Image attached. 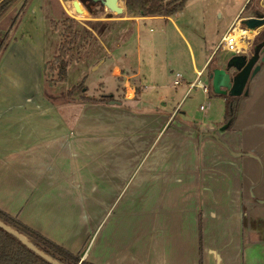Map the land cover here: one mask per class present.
<instances>
[{
  "label": "crops",
  "instance_id": "1",
  "mask_svg": "<svg viewBox=\"0 0 264 264\" xmlns=\"http://www.w3.org/2000/svg\"><path fill=\"white\" fill-rule=\"evenodd\" d=\"M242 10L210 55L205 44L198 53L184 44L189 66L183 49L162 44L159 60L156 44H149L143 59L138 43L141 23L164 22L180 34L177 14L128 18L132 37L100 65L112 62L107 70L125 87V101L62 105L44 90L56 45L32 44L37 40L24 14L21 36L0 57V211L91 264L264 260V228L260 234L251 228L258 206L264 211V62L248 81V94L234 98L231 127L228 96L213 94L207 74ZM175 73L179 85H173ZM204 74L208 84L200 80ZM132 80L138 89L128 85ZM146 80H170L174 91L167 98L170 91L157 85L147 102ZM101 87L113 99L122 95ZM193 90L206 106L215 102L214 116L212 109L195 120L184 110L181 102Z\"/></svg>",
  "mask_w": 264,
  "mask_h": 264
},
{
  "label": "rangeland",
  "instance_id": "2",
  "mask_svg": "<svg viewBox=\"0 0 264 264\" xmlns=\"http://www.w3.org/2000/svg\"><path fill=\"white\" fill-rule=\"evenodd\" d=\"M245 1L188 0L183 10L176 13L177 15L174 18L180 34L174 30L172 25L165 24L164 22L141 23L139 27L140 40L138 43L141 44L143 59L148 58L149 44H156V50L159 51V60H162V49L160 48L162 44H168L169 46L165 47L169 49L173 48L172 51L178 48L183 49L186 56L185 59L183 58V62L186 66H189V57L184 44H190L196 53L201 51V48L202 52H204L205 44L207 55H210L218 43V37L234 16L237 13L240 14L242 9V11L245 10L243 8L244 5L249 4V10L243 12L245 16L247 14L249 16L264 15V0H247V3L244 4ZM71 2L72 0H16L0 20V57L2 51L5 49L4 46L6 47L14 38L19 39L21 36L23 31L20 30L23 29V25L19 21L23 18L24 14H28L26 22L29 19V22L32 23L29 35L32 33L33 39L37 40L32 44H50L52 47L56 45L57 52L54 56L56 57L59 54L61 44L68 43L69 38L63 35V33L64 27H67L65 21L70 18L75 21L73 29L76 33V38L72 44L68 43L70 45L68 47L69 51H67L65 56V60L69 63L66 79L65 81H58L56 71L51 72L49 70L50 65H45L44 90L46 97L51 100V103L56 105H62L63 103H84L83 100H80L78 93L71 92V88L85 78L86 96L89 99L98 100L101 96L105 95L101 87L105 86L108 91L114 93L122 92V95H118L116 99L112 100L125 101L123 99L125 87L122 82L108 73L107 65H111L112 62L106 60L105 64L100 67L101 63L110 56L117 46L125 44L130 40L135 31L134 24L132 21H129L132 19H128L133 17L127 14L124 0H118L119 6L124 9L121 15H117L101 7H95L92 12L86 11L84 15H77L71 6ZM239 25L245 29L241 22ZM254 31V35L250 37L245 46L244 54L247 56L252 54V48L255 46L254 43H257L259 39L264 37V26ZM43 35L46 42L42 38ZM28 38L26 37L24 40H28ZM40 39L42 40L41 42ZM24 40H21L17 44H26ZM130 44H135V41H131ZM27 52L31 53V51ZM117 53L119 52L117 51ZM54 57L47 63L52 62ZM169 58L172 59L173 54L169 55ZM222 58L223 53L217 52L214 55L207 68V74H210L211 70L215 68V64L220 63L223 65L221 67H225V64L220 62ZM175 74L174 78H176ZM200 80L204 84H208L205 74ZM128 85L131 88L138 89L135 80L129 81ZM157 85L158 89L163 86L166 88L164 91H170L166 94L167 98L174 91L170 87V80H146L142 82V98L148 99L149 101L147 102L152 101L156 95V90H158ZM215 96L217 97V95ZM182 103L184 110L187 109L190 117L195 120L201 119L207 111L216 109L215 102L211 103L210 101L209 105L206 106L201 96L194 90L184 98ZM129 104H134V102H129ZM200 106L202 107L201 109ZM216 112V110L213 111L212 116ZM218 118L212 121L214 122ZM251 228L259 234L264 228V211H261L259 206ZM256 264H264V260L259 259L258 256Z\"/></svg>",
  "mask_w": 264,
  "mask_h": 264
},
{
  "label": "trees",
  "instance_id": "3",
  "mask_svg": "<svg viewBox=\"0 0 264 264\" xmlns=\"http://www.w3.org/2000/svg\"><path fill=\"white\" fill-rule=\"evenodd\" d=\"M188 0H124L126 12L130 17H152L166 16L170 17L183 10ZM16 0L0 1V18L13 6ZM249 10V4L245 6L244 11ZM74 20L68 18L65 21L67 27H64L63 35H66L68 43H73L76 33L73 29ZM61 44L59 54L54 57L53 61L47 63L50 65L51 72L56 71L58 81H65L68 68V61L65 60L69 44ZM5 48V46H4ZM50 80V79H49ZM87 88L85 86V78L79 84L71 88V92L78 93L80 100L84 103L108 102L113 99L110 94H105L98 100L89 99L86 96ZM226 104V120L229 121L231 127L237 109L234 105V98L228 97ZM0 221L11 227L18 233L25 236L36 248L56 260L60 264H91L87 261H81L79 254H71L68 251L57 246L50 240L46 239L37 232L31 230L27 226L20 223L13 217L0 211ZM0 264H49L44 259L36 255L34 252L23 246L17 239L0 229Z\"/></svg>",
  "mask_w": 264,
  "mask_h": 264
},
{
  "label": "water",
  "instance_id": "4",
  "mask_svg": "<svg viewBox=\"0 0 264 264\" xmlns=\"http://www.w3.org/2000/svg\"><path fill=\"white\" fill-rule=\"evenodd\" d=\"M100 5L104 9L117 15H121L124 11V9L119 6L118 0H100ZM71 6L77 15H84L86 11H89L88 7H82L80 0H72ZM241 23L244 25L245 29L254 31L264 26V15L258 14L256 17L242 20ZM263 62L264 39L254 46L250 56L245 54L235 55L226 61L225 67L213 68L209 74L211 91L215 95L228 96L231 98L246 96L248 94V91L246 90L247 83L259 72V63ZM110 103L114 104L116 102L111 101ZM224 129L225 128L222 127L220 128V131H223ZM0 229L17 239L23 246L44 259L47 263L60 264L36 248L25 236L1 221Z\"/></svg>",
  "mask_w": 264,
  "mask_h": 264
},
{
  "label": "built area",
  "instance_id": "5",
  "mask_svg": "<svg viewBox=\"0 0 264 264\" xmlns=\"http://www.w3.org/2000/svg\"><path fill=\"white\" fill-rule=\"evenodd\" d=\"M258 15V14H257ZM255 16H248L245 17V14L242 13L240 17L237 18L236 23L222 36L218 46L216 47L215 53L220 52L223 53V59L227 61L230 57L239 55V54H244V50L246 49V43L250 40L248 36H243L240 41H241V46L240 48L238 47V44L235 40V28L236 27H241L239 23L244 20V19H249L256 17ZM243 16V17H242ZM247 30V29H246ZM249 31V30H247ZM255 32V31H254ZM175 80L173 82V85H179L180 83V74L175 75ZM199 84V82H198ZM201 88L204 90V92H207V87L200 85Z\"/></svg>",
  "mask_w": 264,
  "mask_h": 264
},
{
  "label": "flooded vegetation",
  "instance_id": "6",
  "mask_svg": "<svg viewBox=\"0 0 264 264\" xmlns=\"http://www.w3.org/2000/svg\"><path fill=\"white\" fill-rule=\"evenodd\" d=\"M80 1H81V5L82 6L84 5V7H88L90 12H92L95 7L103 8L100 5V0H80ZM263 39H264V37L262 39H259L257 43L255 42L254 45L256 46L257 44H259ZM253 48H252V50H253Z\"/></svg>",
  "mask_w": 264,
  "mask_h": 264
},
{
  "label": "bare ground",
  "instance_id": "7",
  "mask_svg": "<svg viewBox=\"0 0 264 264\" xmlns=\"http://www.w3.org/2000/svg\"><path fill=\"white\" fill-rule=\"evenodd\" d=\"M252 34H253V32H251V31H247V30H245V29H243L241 27H236L235 28V40H236V42L238 44V47L240 48V46L242 44L240 39L243 36H248L250 38L251 37L250 35H252Z\"/></svg>",
  "mask_w": 264,
  "mask_h": 264
}]
</instances>
